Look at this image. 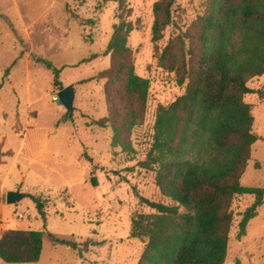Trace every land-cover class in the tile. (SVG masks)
Masks as SVG:
<instances>
[{"label": "rangeland", "instance_id": "374dc122", "mask_svg": "<svg viewBox=\"0 0 264 264\" xmlns=\"http://www.w3.org/2000/svg\"><path fill=\"white\" fill-rule=\"evenodd\" d=\"M156 1L0 0V237L12 230L43 232L35 264H138L146 241L131 237L132 220L155 213L139 196L170 203L156 186L155 171L142 165L158 106L184 93L176 74L158 66V55L204 14L208 0H177L174 23L157 50L151 40ZM120 17L135 26L128 45L136 72L149 80L150 89L143 125L113 144V130L94 122L107 116V81L100 73L110 65L105 50ZM70 85L72 114L58 96ZM263 86L264 75L249 83L254 91ZM244 100L252 107L259 140L241 183L264 188V97L249 94ZM9 192L27 196L8 204ZM254 200L251 195L233 200L224 264H264V205L246 236L238 238L239 222Z\"/></svg>", "mask_w": 264, "mask_h": 264}, {"label": "trees", "instance_id": "16d2710c", "mask_svg": "<svg viewBox=\"0 0 264 264\" xmlns=\"http://www.w3.org/2000/svg\"><path fill=\"white\" fill-rule=\"evenodd\" d=\"M176 2L157 0L153 6L151 40L156 50L174 23ZM119 19L105 50L110 65L100 73L107 81V116L94 122L113 130V144L143 125L150 89L149 80L137 74L128 45L135 26ZM158 66L176 74L184 93L156 110L151 148L142 165L155 171L156 186L170 203L139 196V202L155 213L132 220L131 237L146 241L138 264H224L234 198L255 197L239 222V239L264 205V188L241 183L259 140L253 132L252 107L244 98L264 97V86L256 91L249 87L264 75V0H208L204 14L162 48ZM92 184L97 186L95 180ZM42 209L37 202L44 218ZM43 237V232L32 230L4 233L0 260L38 263ZM63 243L77 248L74 242Z\"/></svg>", "mask_w": 264, "mask_h": 264}, {"label": "water", "instance_id": "95a60500", "mask_svg": "<svg viewBox=\"0 0 264 264\" xmlns=\"http://www.w3.org/2000/svg\"><path fill=\"white\" fill-rule=\"evenodd\" d=\"M60 102L64 105L66 110L73 113L74 101H75V89L72 85L66 87L58 94ZM27 195L19 192H9L6 196V202L8 204H16L25 198Z\"/></svg>", "mask_w": 264, "mask_h": 264}, {"label": "built area", "instance_id": "2783aa9c", "mask_svg": "<svg viewBox=\"0 0 264 264\" xmlns=\"http://www.w3.org/2000/svg\"><path fill=\"white\" fill-rule=\"evenodd\" d=\"M55 100L57 101L58 100V97H55Z\"/></svg>", "mask_w": 264, "mask_h": 264}]
</instances>
